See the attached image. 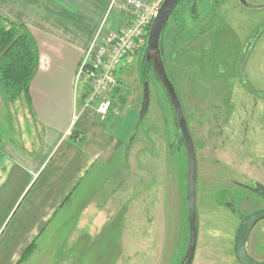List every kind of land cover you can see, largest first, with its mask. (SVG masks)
<instances>
[{"label":"rangeland","instance_id":"1","mask_svg":"<svg viewBox=\"0 0 264 264\" xmlns=\"http://www.w3.org/2000/svg\"><path fill=\"white\" fill-rule=\"evenodd\" d=\"M248 1L255 9L243 8L240 0H204L196 21H186L188 26L173 18L164 34L168 75L180 95L198 154L200 225L192 264H241L234 245L239 221L219 194L224 191V198L250 212L253 198L247 197L246 185L264 184V33L245 67L252 92L241 84L237 68L239 47L251 28L264 21V0ZM59 2L54 0L56 6ZM62 9L73 19L72 7ZM114 16L110 10L106 30ZM222 21L228 29L221 34ZM197 24L208 25L209 33ZM144 57L145 52H139L124 65L123 88L114 96L111 111L99 117L112 132L127 121L126 141L113 158L94 166L25 264H180L189 237L186 147L174 106ZM146 80L151 103L140 119ZM21 101L7 104L1 112L6 137L16 127V113L26 130H34L27 100ZM78 118L79 114L72 121ZM215 168L223 175L219 181L210 176ZM83 206L93 207L89 216L98 223L96 229L80 223ZM248 251L264 259V221L252 230Z\"/></svg>","mask_w":264,"mask_h":264},{"label":"crops","instance_id":"2","mask_svg":"<svg viewBox=\"0 0 264 264\" xmlns=\"http://www.w3.org/2000/svg\"><path fill=\"white\" fill-rule=\"evenodd\" d=\"M58 1L60 8L54 0H0L1 15L28 26L40 52V68L26 103L33 132L26 130L14 111L16 127L6 137L7 128L0 120V264H25L35 256L37 241L58 212L94 166L113 158L129 135L127 121L112 132L99 119L104 115L90 108L79 106V118L72 121L76 73L110 11L111 0ZM65 6L72 7L73 19L62 13ZM114 15L109 28L117 23ZM9 103L13 104L0 89V118ZM83 207L80 223L96 229L98 223L89 216L94 206ZM31 246L34 253L24 261Z\"/></svg>","mask_w":264,"mask_h":264},{"label":"built area","instance_id":"3","mask_svg":"<svg viewBox=\"0 0 264 264\" xmlns=\"http://www.w3.org/2000/svg\"><path fill=\"white\" fill-rule=\"evenodd\" d=\"M163 3L164 0L111 1L110 10L116 13L117 23L106 31L104 21L81 60L75 81L74 119L79 106L100 115L111 110L114 95L123 88L119 72L134 54L145 50L152 23Z\"/></svg>","mask_w":264,"mask_h":264},{"label":"water","instance_id":"4","mask_svg":"<svg viewBox=\"0 0 264 264\" xmlns=\"http://www.w3.org/2000/svg\"><path fill=\"white\" fill-rule=\"evenodd\" d=\"M182 0H164V3L158 11V15L152 23V27L148 34V40L146 44V51L144 60L152 65V70L161 83L163 89L169 96V99L174 106L175 118L177 120L180 137L185 142L187 153V211L189 221V237L187 243V251L180 264H192L194 261L195 252L197 249L198 241V223H197V211H196V195H197V152L195 149V142L193 141L191 130L188 126L187 117L185 116L184 106L180 99V95L177 92L175 84L171 81L168 75L166 62L164 60L162 41L164 38V32L168 26V21L171 18L173 11ZM245 2V0H242ZM198 0H194L191 6L192 15H197ZM243 62L240 65L242 72ZM149 81L144 82L143 101L141 105V111L139 118L143 119L150 109L151 103V88ZM263 96V95H262ZM260 194L264 197V185L259 184ZM264 219V209L258 212L249 214L243 220V223L239 226L236 236V256L241 264H264V262L256 261L247 251V239L251 234V230L254 226Z\"/></svg>","mask_w":264,"mask_h":264},{"label":"trees","instance_id":"5","mask_svg":"<svg viewBox=\"0 0 264 264\" xmlns=\"http://www.w3.org/2000/svg\"><path fill=\"white\" fill-rule=\"evenodd\" d=\"M182 1L183 2H180L178 7L173 11L174 13L167 23L168 26L173 18H175L174 20L177 24L183 22L185 25L187 22L196 21L199 18L202 7L201 4L204 0H198V12L196 16L192 15L190 11L193 0H189L188 2H185V0ZM0 19L2 20V24H0V89L8 101L13 103L24 99L29 101L27 99L30 89L29 86L40 68L38 42L35 40V37L28 26L13 21L6 16L0 15ZM187 25L189 26V23H187ZM198 26L201 28V32L203 31V28H206L204 26L202 27V25ZM162 48L165 60V36L162 41ZM123 67L124 66H122V68ZM122 68L119 73H121ZM148 68L150 72L154 73L152 65L149 64ZM120 91L121 89L117 90V92ZM117 94L114 96L116 97ZM164 95H166L168 101L171 103L165 90ZM182 143L185 144L184 141ZM2 152V148H0V156H2ZM32 247L33 246L25 252L26 254L24 255L23 260H25V258L31 253L33 249Z\"/></svg>","mask_w":264,"mask_h":264},{"label":"flooded vegetation","instance_id":"6","mask_svg":"<svg viewBox=\"0 0 264 264\" xmlns=\"http://www.w3.org/2000/svg\"><path fill=\"white\" fill-rule=\"evenodd\" d=\"M186 1L188 2L189 0H185V2ZM193 1H192V4H193ZM181 2H183V1H181ZM240 3H241V6H243V8H245V9H253V8L255 9V5L254 4H251L248 0H245V2H243L242 0H240ZM192 4H191V6H192ZM222 23H221V27L222 28L220 27L221 28L220 29V33L221 34H222V32H225L228 29V27H227L228 24H225L224 21H222ZM205 27L206 28L204 29V32L209 33L210 27L208 25H206ZM250 32H251L250 33V36L248 37V39L244 43L245 45L243 47H239V50L237 51V52H240V58H239V61H238L237 68H238V78H239L241 84L243 85V87L245 89H248L249 91L252 92L253 91L252 90V87L253 86H251L250 80L247 78L246 68L245 67H246V65H247V63H248V61H249V59L251 57V53L255 49L256 42L259 40V38L264 33V21L261 22V24L259 26H257L254 30H253V28H251V31ZM242 62H243V66H242L243 69H242V72H241L240 65H241ZM256 94L259 96V91L256 92ZM197 158H198V154H197ZM187 168H188V165L186 167V188H187V184H188ZM210 170H211L210 176L213 178V180L219 181L222 178L223 175L221 173V169L219 170V169H216L215 168V169H210ZM212 170H213V172H212ZM214 172H215V174H214ZM197 176H198V179H197V187H198V183H199V179H200V176H199V168L197 169ZM259 184L264 185L263 183H260V182H256V184H255L256 186L246 185V187H247L246 189L250 193V194L249 193L247 194V197L250 198V199L253 198L252 199L253 200L252 203H253L254 209L251 210L250 212L244 211L243 209L239 208L237 206V204L235 203V201L233 202L230 199L224 198L225 195L227 196V194L224 193V191L219 194V197H222L221 203L223 202L224 207H226L228 210H230V212L233 215L237 216V218H238L239 224H238V227L236 229V232H237L239 226L243 223V220L246 218V216H248L249 214L258 212L259 210H263L264 209V197L260 194ZM187 190H188V188H187ZM187 190H186V196H185L186 197V200H187ZM196 199H197V202H196L197 223H198V231H199V225H200V223H199V211H198V188H197ZM261 202H263V204H261ZM186 211H187V208H186ZM262 221H264V219H261L260 221H258V223L254 226V228L252 230H254L258 226V224H260V222H262ZM188 223H189V221H188ZM188 227H189V224H188ZM188 230H189V228H188ZM252 230H251V233H252ZM236 236H237V233H236ZM236 236H235V243H236ZM198 238H199V234H198ZM248 239H247V243H246L247 244V251H248ZM197 243H198V241H197ZM235 243H234V245H235ZM235 251H236V245H235ZM248 253H249V251H248ZM195 254H196V252H195ZM249 255H250V253H249ZM183 257H182V260H183ZM254 259L256 261H258V262H260V261L261 262H264V259H262V260L261 259L260 260H257L256 258H254Z\"/></svg>","mask_w":264,"mask_h":264}]
</instances>
